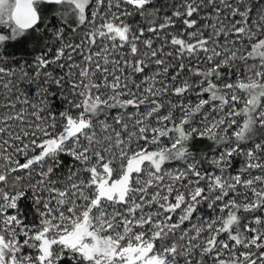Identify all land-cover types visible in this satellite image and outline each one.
<instances>
[{"label":"snow or ice","instance_id":"6c2138e0","mask_svg":"<svg viewBox=\"0 0 264 264\" xmlns=\"http://www.w3.org/2000/svg\"><path fill=\"white\" fill-rule=\"evenodd\" d=\"M0 264H264V0H0Z\"/></svg>","mask_w":264,"mask_h":264},{"label":"trees","instance_id":"16d2710c","mask_svg":"<svg viewBox=\"0 0 264 264\" xmlns=\"http://www.w3.org/2000/svg\"><path fill=\"white\" fill-rule=\"evenodd\" d=\"M10 51L15 52L16 58H19V57L23 56L25 59H28V60H31L32 56L36 54V53L31 51V48L27 49L24 52L17 51V50H14V49H12ZM23 87L28 88V90L31 92L35 88V85H31V86L24 85ZM196 143H197L198 146H200V145H202L205 142L197 141ZM195 215L199 216L202 219L207 220V219H209L211 217H214L216 215V212H214L212 209H209L207 207L206 203H204V204H201L198 207L197 213Z\"/></svg>","mask_w":264,"mask_h":264}]
</instances>
